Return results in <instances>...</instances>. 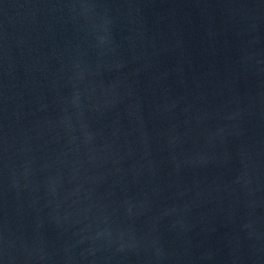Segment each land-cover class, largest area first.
I'll return each instance as SVG.
<instances>
[{
	"label": "water",
	"instance_id": "95a60500",
	"mask_svg": "<svg viewBox=\"0 0 264 264\" xmlns=\"http://www.w3.org/2000/svg\"><path fill=\"white\" fill-rule=\"evenodd\" d=\"M0 264H264V0H0Z\"/></svg>",
	"mask_w": 264,
	"mask_h": 264
}]
</instances>
